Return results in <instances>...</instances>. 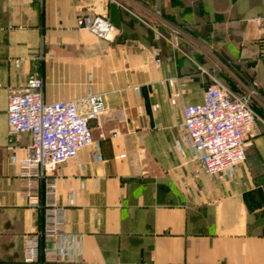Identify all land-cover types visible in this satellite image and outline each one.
<instances>
[{
  "label": "crops",
  "instance_id": "0c3cea01",
  "mask_svg": "<svg viewBox=\"0 0 264 264\" xmlns=\"http://www.w3.org/2000/svg\"><path fill=\"white\" fill-rule=\"evenodd\" d=\"M83 15L105 17L113 38L79 28ZM257 17L264 29V0H0V264H45L25 262L45 180L21 175L31 136L8 135L9 95L31 76L46 103L105 99L94 143L53 174L65 230L81 238L76 264H264ZM214 80L237 92L256 80L262 95L230 180L209 176L181 132L183 108Z\"/></svg>",
  "mask_w": 264,
  "mask_h": 264
},
{
  "label": "built area",
  "instance_id": "2783aa9c",
  "mask_svg": "<svg viewBox=\"0 0 264 264\" xmlns=\"http://www.w3.org/2000/svg\"><path fill=\"white\" fill-rule=\"evenodd\" d=\"M251 22L263 34V19ZM77 26L106 40L116 31L102 15L80 16ZM43 87L42 78L31 76L26 88L12 90L8 100V135L31 136L28 155L20 162L21 175L29 185L36 179L45 180L43 227L26 238L25 262L76 264L81 257V238L65 230V211L58 204L53 174L94 143L91 122L105 113V99L102 94L90 93L75 100L46 103ZM261 96L256 80H250L240 92L214 80L206 87L201 103L183 108L182 135L209 176L230 180L237 166L245 162L250 129L261 120L255 108Z\"/></svg>",
  "mask_w": 264,
  "mask_h": 264
}]
</instances>
